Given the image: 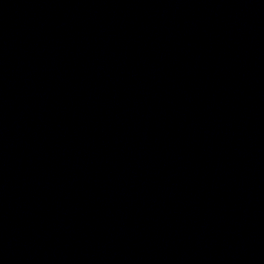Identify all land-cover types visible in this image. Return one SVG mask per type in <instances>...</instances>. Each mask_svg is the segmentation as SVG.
I'll list each match as a JSON object with an SVG mask.
<instances>
[{"label": "water", "instance_id": "1", "mask_svg": "<svg viewBox=\"0 0 264 264\" xmlns=\"http://www.w3.org/2000/svg\"><path fill=\"white\" fill-rule=\"evenodd\" d=\"M0 264H264V0H0Z\"/></svg>", "mask_w": 264, "mask_h": 264}]
</instances>
